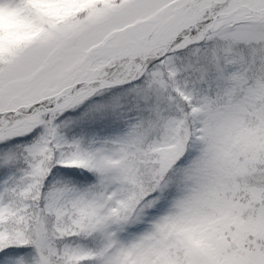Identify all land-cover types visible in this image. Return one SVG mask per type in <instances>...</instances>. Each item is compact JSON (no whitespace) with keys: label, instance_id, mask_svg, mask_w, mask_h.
<instances>
[{"label":"snow or ice","instance_id":"snow-or-ice-1","mask_svg":"<svg viewBox=\"0 0 264 264\" xmlns=\"http://www.w3.org/2000/svg\"><path fill=\"white\" fill-rule=\"evenodd\" d=\"M0 264H264V0H0Z\"/></svg>","mask_w":264,"mask_h":264}]
</instances>
